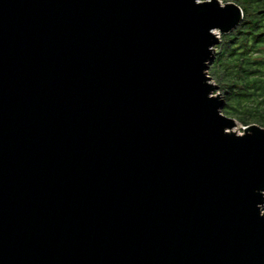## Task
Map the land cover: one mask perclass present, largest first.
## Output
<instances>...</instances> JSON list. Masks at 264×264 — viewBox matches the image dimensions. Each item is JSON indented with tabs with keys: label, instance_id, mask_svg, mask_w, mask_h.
Returning <instances> with one entry per match:
<instances>
[{
	"label": "water",
	"instance_id": "obj_1",
	"mask_svg": "<svg viewBox=\"0 0 264 264\" xmlns=\"http://www.w3.org/2000/svg\"><path fill=\"white\" fill-rule=\"evenodd\" d=\"M243 20L0 0V264H264V129L232 133L209 75Z\"/></svg>",
	"mask_w": 264,
	"mask_h": 264
},
{
	"label": "trees",
	"instance_id": "obj_2",
	"mask_svg": "<svg viewBox=\"0 0 264 264\" xmlns=\"http://www.w3.org/2000/svg\"><path fill=\"white\" fill-rule=\"evenodd\" d=\"M233 2L243 10L244 20L223 36L209 75L225 95L226 117L264 129V0Z\"/></svg>",
	"mask_w": 264,
	"mask_h": 264
},
{
	"label": "rangeland",
	"instance_id": "obj_3",
	"mask_svg": "<svg viewBox=\"0 0 264 264\" xmlns=\"http://www.w3.org/2000/svg\"><path fill=\"white\" fill-rule=\"evenodd\" d=\"M201 2H203V0H200ZM220 1V0H219ZM223 5H226V4H236L235 2H233V0H228V2L226 3V2H223V1H220ZM217 34H218V36H219V33L217 32ZM219 38H220V42L222 41V38H223V36L222 35H220L219 36ZM219 47V45L215 48V56L217 55V53H218V48ZM212 64L213 63H211V65H210V68L212 67ZM210 71V70H209ZM210 73V72H209ZM211 77V76H210ZM212 83L214 84V85H216V81H214L213 79H212ZM217 95H219L223 100H224V102H225V95L221 92L220 93V90L218 89L216 92H215V96H217ZM225 110H226V108L224 109V111H222V113H223V115H225L224 114V112H225ZM257 126V125H256ZM246 127H244L243 125H241L240 123H237L236 122V126H235V128L231 131L232 133H236V134H238V135H242L243 133H244V129H245ZM262 210H263V212H264V205H263V208H262Z\"/></svg>",
	"mask_w": 264,
	"mask_h": 264
},
{
	"label": "bare ground",
	"instance_id": "obj_4",
	"mask_svg": "<svg viewBox=\"0 0 264 264\" xmlns=\"http://www.w3.org/2000/svg\"><path fill=\"white\" fill-rule=\"evenodd\" d=\"M222 4V3H221ZM223 5V4H222ZM217 34V33H216ZM215 86H217V85H215ZM215 97H220L219 95H217V96H215ZM220 99L224 102V100L220 97ZM224 104H225V102H224ZM224 111V110H223ZM223 114V113H222ZM236 122V121H235Z\"/></svg>",
	"mask_w": 264,
	"mask_h": 264
}]
</instances>
